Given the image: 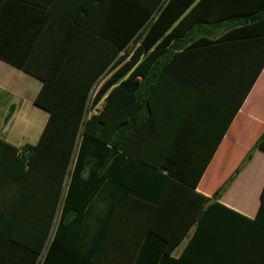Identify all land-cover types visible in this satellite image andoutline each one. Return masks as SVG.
Listing matches in <instances>:
<instances>
[{"label": "crops", "instance_id": "crops-1", "mask_svg": "<svg viewBox=\"0 0 264 264\" xmlns=\"http://www.w3.org/2000/svg\"><path fill=\"white\" fill-rule=\"evenodd\" d=\"M117 1L0 0V229L22 193L21 151L38 143L49 119L36 97L45 80L72 88L101 70L104 40L118 29ZM262 36L253 30L206 47H166L157 78L145 86L151 120L118 138L123 143L126 137L127 150L118 154L150 170L130 171L125 181L133 192L126 195L120 186L103 191L101 185L84 208L94 210L81 241L87 250L94 246V264H264L261 228L223 221L216 224L217 235L193 242L188 252L196 225L184 219L187 210H198L199 195L210 200L204 207L217 202L249 220L259 209L264 152L255 144L264 133ZM218 226L203 227L213 232Z\"/></svg>", "mask_w": 264, "mask_h": 264}, {"label": "trees", "instance_id": "trees-1", "mask_svg": "<svg viewBox=\"0 0 264 264\" xmlns=\"http://www.w3.org/2000/svg\"><path fill=\"white\" fill-rule=\"evenodd\" d=\"M117 2L118 29L114 37L104 40L107 52L102 56L101 70L72 88L61 89L45 80L35 99V105L46 110L49 119L38 143L21 151L24 185L15 210H7L4 230L0 229V264H94V246L87 250L81 243L87 233L82 226L94 222V210L84 208L101 185L103 191L120 186L119 192L126 195L133 192L125 181L130 171L141 174L150 170L141 160L118 154L119 149L127 154L126 137L122 136L123 143L118 138L151 120L153 110L145 86L157 78L168 45L173 50L195 49L239 32L260 30L264 65V0ZM131 41L129 50L126 47ZM259 71L257 67L253 80ZM90 98L91 109L103 99L95 112L88 111ZM255 148L264 152V133ZM198 197V210H187L184 217H188V226L196 225L188 252L193 242L203 243L207 235H217L221 229L216 224L223 221L248 223L264 231V188L253 220L217 202L204 207L210 200ZM114 211L105 221L102 239ZM206 224L218 228L212 232L203 227ZM150 233L160 238L157 232ZM174 244L173 239L170 247Z\"/></svg>", "mask_w": 264, "mask_h": 264}, {"label": "rangeland", "instance_id": "rangeland-1", "mask_svg": "<svg viewBox=\"0 0 264 264\" xmlns=\"http://www.w3.org/2000/svg\"><path fill=\"white\" fill-rule=\"evenodd\" d=\"M91 107V98H90V100H89V102H88V111H90V112H95V110H97V107L96 108H94V109H91L90 108Z\"/></svg>", "mask_w": 264, "mask_h": 264}]
</instances>
